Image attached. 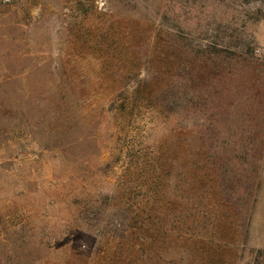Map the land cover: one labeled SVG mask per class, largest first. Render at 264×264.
Listing matches in <instances>:
<instances>
[{
	"label": "rangeland",
	"instance_id": "374dc122",
	"mask_svg": "<svg viewBox=\"0 0 264 264\" xmlns=\"http://www.w3.org/2000/svg\"><path fill=\"white\" fill-rule=\"evenodd\" d=\"M0 264H264V0H0Z\"/></svg>",
	"mask_w": 264,
	"mask_h": 264
}]
</instances>
